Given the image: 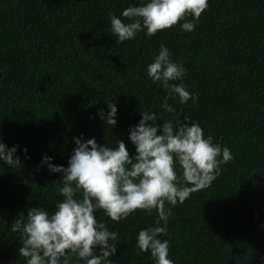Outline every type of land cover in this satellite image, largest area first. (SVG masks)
Wrapping results in <instances>:
<instances>
[{
    "label": "trees",
    "instance_id": "16d2710c",
    "mask_svg": "<svg viewBox=\"0 0 264 264\" xmlns=\"http://www.w3.org/2000/svg\"><path fill=\"white\" fill-rule=\"evenodd\" d=\"M135 0H0V141L19 150L21 166L0 164V264H23L19 234L8 226L27 208L52 210L61 197L59 174L40 165L42 155L67 166L72 137L98 145L123 140L139 110L157 114V126L175 116L196 122L204 136L230 149L232 160L205 189L171 209L167 233L174 264H264V0H208L191 32L176 25L115 43L108 14ZM187 19H191L189 15ZM163 43L186 72L191 99L167 113L165 90L145 72ZM117 106L116 125L103 126L97 109ZM187 116L188 120L184 121ZM39 170L37 171V167ZM56 181L55 183H52ZM99 222L118 235L114 264H153L137 254V231L156 211L137 209L118 222L102 210ZM83 264V262H79Z\"/></svg>",
    "mask_w": 264,
    "mask_h": 264
},
{
    "label": "clouds",
    "instance_id": "9594fccd",
    "mask_svg": "<svg viewBox=\"0 0 264 264\" xmlns=\"http://www.w3.org/2000/svg\"><path fill=\"white\" fill-rule=\"evenodd\" d=\"M207 6L208 0H135L122 8L119 16L109 13L107 24L116 44L132 40L140 32L150 37L178 21L181 31L191 32ZM189 15L191 19H187ZM145 72L165 90L159 105L164 112H176L167 102L170 97L180 105L189 99L196 102L195 93L181 82L185 68L172 59L163 43ZM116 113V104L108 101L106 110L97 109V118L111 129L117 123ZM139 115L127 132L135 155H129L123 140L116 139L114 146L98 145L95 138L85 139L81 133L72 137L74 146L67 166L41 156L39 164L59 174L55 191L61 199L51 211L27 208L26 215L17 216L8 226L10 232L19 234L17 255L23 264H114L110 257L116 255L117 232L110 231L103 220L98 222L94 213L102 210L118 222L137 209L156 211L155 222L137 231V254L148 252L153 264H174L169 258L168 239L160 238L167 233L171 214L165 203L175 206L190 193L209 187L221 174V165L233 157L228 147L213 143L210 135L205 137L196 122H181L173 116L157 126L161 118L156 113L139 110ZM18 150L29 158L27 148L9 147L0 141V164L9 169L21 166Z\"/></svg>",
    "mask_w": 264,
    "mask_h": 264
}]
</instances>
